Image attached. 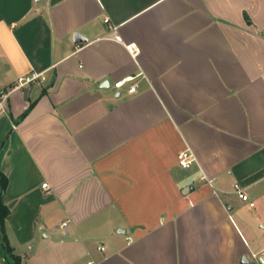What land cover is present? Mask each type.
<instances>
[{
  "label": "crops",
  "instance_id": "0c3cea01",
  "mask_svg": "<svg viewBox=\"0 0 264 264\" xmlns=\"http://www.w3.org/2000/svg\"><path fill=\"white\" fill-rule=\"evenodd\" d=\"M32 72L0 104L24 263L264 264V0H0V92Z\"/></svg>",
  "mask_w": 264,
  "mask_h": 264
},
{
  "label": "built area",
  "instance_id": "2783aa9c",
  "mask_svg": "<svg viewBox=\"0 0 264 264\" xmlns=\"http://www.w3.org/2000/svg\"><path fill=\"white\" fill-rule=\"evenodd\" d=\"M105 22L109 25L110 31L111 32H117V26L113 24V22L110 20L109 17L105 18ZM114 38L121 40V37L117 34L114 33L113 35ZM131 48L133 54L137 55L139 53L138 47L133 44L129 45ZM45 76L41 72H32L28 75L20 76L11 86L7 87L4 91L0 92V104L3 107V111L6 109V104L7 100L10 97L11 93L14 90L17 89H26L33 85L35 82L39 80H44ZM134 81V76H128L123 79H120L114 83L116 88H122L125 85L129 84L128 91L130 93H133L137 89V83H131ZM196 161V156L194 152L190 148H186L179 152L178 154V163L184 167V168H189L192 166V164ZM210 184L213 186V181L209 180ZM44 188H50L48 182L43 183ZM50 191V189H49ZM233 191L243 200L248 201L250 205H254V202L251 201L249 194L246 192V189L241 186L239 183H235L233 187ZM68 221H62L59 223L60 227H65L67 226ZM100 249H104V246H99ZM252 257L255 261L261 262V259L264 260V248L260 252H254L252 253ZM93 261L90 262L92 264Z\"/></svg>",
  "mask_w": 264,
  "mask_h": 264
},
{
  "label": "trees",
  "instance_id": "16d2710c",
  "mask_svg": "<svg viewBox=\"0 0 264 264\" xmlns=\"http://www.w3.org/2000/svg\"><path fill=\"white\" fill-rule=\"evenodd\" d=\"M33 107V104L24 112L23 116L24 117ZM0 183H1V192H0V233L2 234L3 240H4V245L10 254L11 258L14 260L15 264H26L23 262L22 257L18 254H16L12 247L9 245L8 240H7V235H6V219L9 215V208L5 204L3 200V193L6 189L7 185V177L0 171Z\"/></svg>",
  "mask_w": 264,
  "mask_h": 264
},
{
  "label": "rangeland",
  "instance_id": "374dc122",
  "mask_svg": "<svg viewBox=\"0 0 264 264\" xmlns=\"http://www.w3.org/2000/svg\"><path fill=\"white\" fill-rule=\"evenodd\" d=\"M0 256H2V258L3 257L6 258L8 260V262L6 264H15L14 260L11 258L10 254L8 253V251L4 245V240H3L1 233H0Z\"/></svg>",
  "mask_w": 264,
  "mask_h": 264
},
{
  "label": "water",
  "instance_id": "95a60500",
  "mask_svg": "<svg viewBox=\"0 0 264 264\" xmlns=\"http://www.w3.org/2000/svg\"><path fill=\"white\" fill-rule=\"evenodd\" d=\"M87 38H85L84 36H82L79 32H76L75 33V41H86ZM103 85H106L108 86L109 85V82L105 81ZM28 95H29V92H28ZM244 261H248L247 258H244Z\"/></svg>",
  "mask_w": 264,
  "mask_h": 264
}]
</instances>
